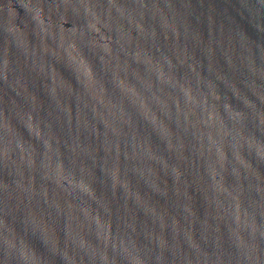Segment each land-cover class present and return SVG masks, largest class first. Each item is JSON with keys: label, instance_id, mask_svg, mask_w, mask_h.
<instances>
[{"label": "water", "instance_id": "1", "mask_svg": "<svg viewBox=\"0 0 264 264\" xmlns=\"http://www.w3.org/2000/svg\"><path fill=\"white\" fill-rule=\"evenodd\" d=\"M0 264H264V0H0Z\"/></svg>", "mask_w": 264, "mask_h": 264}]
</instances>
